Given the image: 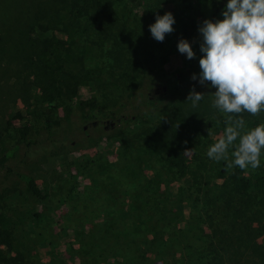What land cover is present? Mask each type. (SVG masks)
Instances as JSON below:
<instances>
[{"label":"rangeland","instance_id":"374dc122","mask_svg":"<svg viewBox=\"0 0 264 264\" xmlns=\"http://www.w3.org/2000/svg\"><path fill=\"white\" fill-rule=\"evenodd\" d=\"M144 2L134 6L137 18L145 10ZM220 2L224 9L228 0ZM127 9L119 3L115 8L124 17ZM161 10L163 15L171 12L176 21L175 31L163 42L151 34L142 38L143 19L127 23V32L132 34L128 40L125 27L117 40L104 36L99 33L104 11L91 12L94 20L73 39L61 63L62 95L51 101L35 99L48 85L44 75H35L24 62L23 54L9 48L0 53V148L1 144H21L24 135H31L30 125H41L44 117L61 118L64 103H71L76 115L79 102L96 101L113 108L134 83L198 68L202 55L198 26L210 19V4L167 0ZM222 10L215 20L223 19ZM51 35L65 38L60 30ZM181 38L192 43L195 59L179 53ZM10 42L7 38L5 47ZM154 91L150 88V96L158 94ZM212 99L205 96L195 108L187 98L174 97L157 107L145 106L139 120L123 129L109 120L105 132L97 127L95 134L102 137L88 149L55 155L30 153L24 161L23 153L19 155L14 167L31 172L47 197L37 199L21 178L10 179L12 187L3 198L7 220L0 226L18 237L12 249L0 244V256L17 250L29 264H264V197L251 201L250 208L236 199L214 200L210 207L220 212L211 217L202 212L206 204L193 201L201 177L211 185L224 183L216 178L217 165L207 156L209 146L222 138L226 127V117L212 108ZM25 109L32 113L27 112L23 120L13 119L5 128L16 110L26 113ZM244 119L250 130L264 123V113H245ZM181 140L186 141L182 152L188 165L184 177L167 161L168 150ZM260 159L258 169L237 168L252 176L264 169V155ZM200 160L206 162L205 171L197 167ZM179 201H187L183 218L172 225L166 220V210L176 209ZM16 215L23 217L19 226L13 225Z\"/></svg>","mask_w":264,"mask_h":264},{"label":"trees","instance_id":"16d2710c","mask_svg":"<svg viewBox=\"0 0 264 264\" xmlns=\"http://www.w3.org/2000/svg\"><path fill=\"white\" fill-rule=\"evenodd\" d=\"M145 1V2H144ZM0 0V53L18 51L23 54L24 62L33 69L35 75H44L45 83L48 85L41 88L40 93L34 95L36 100L51 101L57 94L61 97L62 76L64 74L62 61L64 55L70 52V45L73 39L79 34H83L86 23L94 20L91 12L104 11L103 19L99 26V33L104 36H111L117 40L122 27H125V37L128 40L132 34L127 32V23H140L142 38L150 37L149 25L155 23L156 16H162L161 6L167 0ZM145 4V10L140 18L133 14L134 6ZM200 5L210 4L212 9L210 19L215 21L217 13L224 7L220 0H196ZM117 3L125 4L127 9L126 16H119L115 10ZM134 15V16H133ZM60 30L65 38H55L52 31ZM127 33V34H126ZM7 38H10L8 47H5ZM84 50L88 46L83 43ZM22 59V60H23ZM19 61V59H18ZM200 66L195 69L175 70L168 77L155 76L147 79L143 84H132L127 92L125 99L119 101L113 108L102 107L96 101L88 103L79 102L78 114H74L71 103H64L62 106L61 118L44 117L42 124L38 126L30 125L31 135L23 136L21 144L5 146L0 148V222L7 220L4 212L5 201L3 198L11 189L10 179L21 178L28 192L35 198L44 200L47 196L41 189L36 177L31 172H26L14 167L16 159H23L31 154H59L62 152L88 149L96 145L102 137L97 127L100 126L105 132V126L111 120L114 125L123 129L139 120L145 106L157 107L159 102L168 99L187 98L189 92L195 85L197 92L211 96L216 91L215 88L201 86L198 81H193L191 76L199 74ZM163 81V84L156 86V83ZM210 83V82H209ZM64 85H66L64 83ZM67 87H65V90ZM150 88L155 89L156 96H150ZM16 110L6 121L5 128H8L13 119H26L27 112L32 113V109ZM111 125V123H109ZM111 131V130H110ZM109 131V132H110ZM108 134V133H107ZM189 143V142H187ZM186 141H178L175 146L167 152V161L171 169L178 176L184 177L188 174L186 157L182 152ZM20 155V158L18 156ZM34 156V155H32ZM218 170L216 178L222 179L224 183H211L201 177V187L197 188V196L193 198L195 203L201 206L202 212L208 213V217L220 212L217 208H211L210 203L214 200L225 198L231 201L236 199L240 205L250 208L251 201L264 197V169L260 168L252 176H246L237 167L228 166L229 161L216 162ZM206 162L200 160L197 167L201 171L206 170ZM187 201H179L174 208H167L166 220L174 225L182 221L183 205ZM211 208V209H210ZM209 209V211H207ZM33 217L39 216L38 212L32 214ZM13 225L19 226L23 217L16 215ZM18 235H13L10 230L0 226V244H4L12 249ZM12 252V251H11ZM0 264H29L25 255L16 250L8 256H0Z\"/></svg>","mask_w":264,"mask_h":264},{"label":"clouds","instance_id":"9594fccd","mask_svg":"<svg viewBox=\"0 0 264 264\" xmlns=\"http://www.w3.org/2000/svg\"><path fill=\"white\" fill-rule=\"evenodd\" d=\"M222 16L199 24L200 72L191 76L201 86L216 89L210 94L211 106L226 117L222 138L209 146L207 156L229 161L231 149L229 167L255 170L264 155V123L246 130L244 114L264 113V0H228ZM175 23L171 12L157 15L149 25L153 39L163 42L175 31ZM177 48L187 59L196 58L188 40L179 39ZM205 96L193 85L187 101L195 108Z\"/></svg>","mask_w":264,"mask_h":264}]
</instances>
